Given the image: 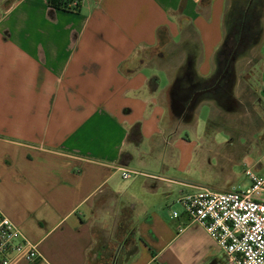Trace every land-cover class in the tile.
I'll return each mask as SVG.
<instances>
[{
    "label": "crops",
    "instance_id": "1",
    "mask_svg": "<svg viewBox=\"0 0 264 264\" xmlns=\"http://www.w3.org/2000/svg\"><path fill=\"white\" fill-rule=\"evenodd\" d=\"M48 1L13 0L0 13V213L40 254L11 264H105L97 212H115L99 223L107 231L125 206L135 241L114 238L109 264H219L217 242L175 209L186 191L174 185L186 183L170 169H180L181 125L204 95L229 91L230 0H84L79 12ZM260 84L264 106V41ZM120 168L180 185L147 178L137 191Z\"/></svg>",
    "mask_w": 264,
    "mask_h": 264
},
{
    "label": "rangeland",
    "instance_id": "2",
    "mask_svg": "<svg viewBox=\"0 0 264 264\" xmlns=\"http://www.w3.org/2000/svg\"><path fill=\"white\" fill-rule=\"evenodd\" d=\"M12 1L0 0V13ZM229 11L232 12L233 22L239 26L237 27L239 34L235 33L231 42L242 44L236 51L232 73L228 78L229 91L221 90L204 95L202 110L199 109V113L191 123L180 127L179 138L185 140L180 151L182 160L179 163L180 169H170L171 177H174L170 179H178L186 183L184 185L176 183L180 186L174 185L186 191L184 193L193 192L197 188H209L221 192L233 187L244 189L249 186L245 167L264 154V106L261 102L260 84L264 41V0H235L234 3L230 0L227 8L228 13ZM230 21L232 22L231 19ZM172 61L167 66L169 73L175 69L173 65L176 60L172 59ZM166 151L164 164L169 165L172 163L171 150L168 152L166 149ZM141 180L147 178L141 176L125 180L121 176L120 183L123 187H129ZM176 180L173 181L177 182ZM135 184L139 191L138 183ZM138 196L140 199L145 198L140 194ZM105 201L108 208V205L113 203V198L107 196ZM174 206L175 209L182 207L180 204ZM121 210L117 216L118 227L107 231L100 229L99 223L102 221V216L115 212L107 209L97 212L100 217L96 223L98 224L97 243L94 250L100 256L107 257L106 260H102L105 264H109L111 260L116 242L114 238L124 243L132 244L135 241V216L126 206ZM219 264H227L225 257L220 259Z\"/></svg>",
    "mask_w": 264,
    "mask_h": 264
},
{
    "label": "built area",
    "instance_id": "3",
    "mask_svg": "<svg viewBox=\"0 0 264 264\" xmlns=\"http://www.w3.org/2000/svg\"><path fill=\"white\" fill-rule=\"evenodd\" d=\"M84 0H73L71 7ZM125 180L144 176L160 180L167 186L175 183L161 175L120 168ZM249 186L217 191L197 188L182 193L178 203L192 222L201 224L222 249L227 264H264V156L245 167ZM184 185V184H183ZM178 216L177 212L173 213ZM17 256L28 262L40 258L35 244L20 228L0 213V264H11Z\"/></svg>",
    "mask_w": 264,
    "mask_h": 264
},
{
    "label": "trees",
    "instance_id": "4",
    "mask_svg": "<svg viewBox=\"0 0 264 264\" xmlns=\"http://www.w3.org/2000/svg\"><path fill=\"white\" fill-rule=\"evenodd\" d=\"M72 1L73 0H49L48 3H49L50 7L58 9V10H63V11H66V12H79L81 5L78 4L75 7H71L70 3ZM228 15L230 17L229 20L231 19L232 23L234 25V34L235 33L239 34V31L237 30V27H239V26L237 25L236 22H233L234 18H232V16H231L232 12L229 11ZM224 46H226V47H224L226 49L228 45L225 44Z\"/></svg>",
    "mask_w": 264,
    "mask_h": 264
},
{
    "label": "flooded vegetation",
    "instance_id": "5",
    "mask_svg": "<svg viewBox=\"0 0 264 264\" xmlns=\"http://www.w3.org/2000/svg\"><path fill=\"white\" fill-rule=\"evenodd\" d=\"M242 43L241 42H239V44H237L236 46H235V50L237 51L238 50V48L240 47V45H241ZM232 47L231 46H227V49H226V52L224 53L225 54V56H224V60H225V62H230V61H232V59L234 58V55L236 54V51H234L233 50V48L231 49ZM233 52H234V54H233ZM233 54V55H232ZM229 69H230V67L229 68H225V71L222 73V78H223V84L225 85V86H227L228 85V83H229V77H230V73H229Z\"/></svg>",
    "mask_w": 264,
    "mask_h": 264
}]
</instances>
